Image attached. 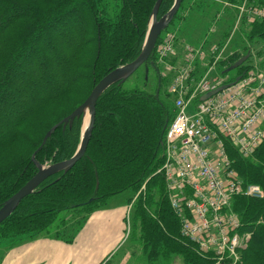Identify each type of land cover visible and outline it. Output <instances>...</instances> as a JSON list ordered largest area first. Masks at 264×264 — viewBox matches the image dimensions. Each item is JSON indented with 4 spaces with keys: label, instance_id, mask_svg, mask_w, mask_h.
<instances>
[{
    "label": "trees",
    "instance_id": "trees-1",
    "mask_svg": "<svg viewBox=\"0 0 264 264\" xmlns=\"http://www.w3.org/2000/svg\"><path fill=\"white\" fill-rule=\"evenodd\" d=\"M196 1L182 0L148 61L102 93L82 158L70 170L47 178L19 203L0 224V241L49 235L53 227L52 238L58 239L60 231L127 193L131 205L123 218L127 240L139 246L144 264H168L172 256L180 257L183 264H213L180 235V220L169 205L163 175L156 173L163 164L164 131L174 116L168 93L174 73L157 62L156 47L164 34L174 33L172 24L184 20L182 12ZM221 1L239 6L243 0ZM156 2L0 0V207L36 174L32 154L41 167L74 155L80 144L81 117L64 129L58 127L39 147L46 132L80 106L104 76L138 57ZM173 2L160 0L156 20L168 13ZM249 4L264 10V0ZM190 13L189 17L195 12ZM241 24L246 28L239 32L240 42L228 45L231 48L217 64V74L227 78V84L255 68L246 44L264 41V17ZM246 55L241 66L225 72ZM181 61L180 55L167 60L171 65ZM258 67L264 69V59ZM150 72L155 75L151 92L147 90ZM203 72L196 64L195 79ZM134 75H139L140 86H126ZM224 146L239 179L258 185L264 194V140L247 158L229 143ZM231 211L239 219V232L249 235L238 264H264V196L236 197Z\"/></svg>",
    "mask_w": 264,
    "mask_h": 264
},
{
    "label": "built area",
    "instance_id": "built-area-1",
    "mask_svg": "<svg viewBox=\"0 0 264 264\" xmlns=\"http://www.w3.org/2000/svg\"><path fill=\"white\" fill-rule=\"evenodd\" d=\"M236 9V26L264 17V10L249 0ZM175 42V34L166 33L156 47L157 62L174 73L168 89L174 116L164 131L163 164L156 173L163 175L169 205L180 220V235L213 264H238L249 235L239 232L232 200H260L264 194L258 185L239 179L224 142L247 158L264 140V71L250 70L229 88L206 97L227 84L213 74L228 42L210 49L185 45L182 61L171 65L167 60L179 55ZM196 64L204 69L197 80Z\"/></svg>",
    "mask_w": 264,
    "mask_h": 264
},
{
    "label": "rangeland",
    "instance_id": "rangeland-1",
    "mask_svg": "<svg viewBox=\"0 0 264 264\" xmlns=\"http://www.w3.org/2000/svg\"><path fill=\"white\" fill-rule=\"evenodd\" d=\"M233 24L230 30L229 27L227 29L224 27L222 29V33H224L223 38L219 39V41L217 40L219 43L216 45L217 47H220L222 42H228L227 49L222 55L223 59L229 51L228 49L231 48L229 46L240 42L239 32L246 28V26L242 27L241 23L237 26ZM171 27L175 30L174 33L177 36L180 35L185 43L191 45H199L203 40L204 43L202 45L208 47L216 41L214 31H216L218 26L214 22L211 23L209 17L204 18L198 12H195L192 16L181 22L175 21ZM241 38L243 37L241 36ZM246 47L253 56L254 70L264 71L263 68L258 67V63L264 59V41H257L253 44L247 43ZM217 64L215 65L214 77H219L217 74ZM138 76L134 75L125 85L140 86ZM154 77V73L150 72L149 80L151 81L147 88L150 92L153 91ZM222 78L225 82L227 81V78ZM128 197L129 195L124 193L109 199L107 205L97 211L96 214H92L83 221L74 223L73 226L60 231L58 239L52 238V234L55 232V227H53L50 229L51 234L49 235H39L33 239H30L28 236H22L20 238L0 241V264H3L8 256L7 254L11 250L16 248L21 250L25 245L31 244L37 238L38 240L49 238L58 244L61 250L58 256L59 264H144L139 246L133 240H127L128 224L126 223V226L122 224L124 212L126 211L128 216L131 206L127 205ZM62 216L63 214H60V218ZM168 262V264H183L178 256H172Z\"/></svg>",
    "mask_w": 264,
    "mask_h": 264
},
{
    "label": "water",
    "instance_id": "water-1",
    "mask_svg": "<svg viewBox=\"0 0 264 264\" xmlns=\"http://www.w3.org/2000/svg\"><path fill=\"white\" fill-rule=\"evenodd\" d=\"M160 0H157L155 7L152 11L151 18L148 23V28L145 34V38L143 41L142 49L138 57L127 64L126 66L120 67L109 72L106 76H104L91 90L87 98L84 102L78 106L75 110H73L68 116L60 120L58 123L53 125L48 132L44 135L41 145L39 149L43 146L45 141L50 137L51 133L54 132L58 127L62 126L64 129L67 125H71L75 118L81 117L82 126L84 123V112L87 111V120L85 129H81V138L80 144L74 153V155L67 161L60 162L48 167H41L34 160V154L31 156V161L35 164L37 168L36 174L28 180L23 187H21L15 194H13L9 199H7L2 206L0 207V224L6 220L18 207L19 203L27 196L33 194L35 190L39 187V185L45 181L47 178L55 175L58 172H66L70 170L73 165L78 162L85 153L86 146L94 125L95 120V105L98 98L102 95V93L113 85L116 82H123L132 74H134L141 66H143L151 56L156 41L159 38L160 34L167 28L169 23L172 21L174 15L179 10L180 4L182 0H174L171 9L168 13L161 19L156 20V11L158 8ZM248 56H243L239 60H237L234 64H232L229 68L225 70V72H230L232 70L237 69L241 66L246 60ZM147 71V68H145ZM240 77L236 78L233 83H229L223 86L216 88L214 91L210 92L206 97L212 96L218 92L223 91L226 88H229L234 83L238 82Z\"/></svg>",
    "mask_w": 264,
    "mask_h": 264
},
{
    "label": "crops",
    "instance_id": "crops-1",
    "mask_svg": "<svg viewBox=\"0 0 264 264\" xmlns=\"http://www.w3.org/2000/svg\"><path fill=\"white\" fill-rule=\"evenodd\" d=\"M191 9L193 10V12H198L202 14L204 18L209 17L211 23L214 22L218 26L216 31H214L216 41L213 42L212 45H209L208 47L203 46L206 49H209L219 44L218 43L219 39L221 40V38H223L224 36V33H222V29H224V27L230 28V26L233 23H234L233 25L236 24V19L238 15L236 6L224 3L221 0H197L195 6H193V8ZM191 9L184 10L182 12V16L184 17V20L187 19L190 14H192L190 13ZM175 36L178 37L176 50H177V54H179L180 56H183V47L185 45H189L192 47H199L202 46V44L204 43V41L202 40L199 43V45H191L185 43L180 37V35L177 36V34L175 33ZM225 43L226 42H222L221 45ZM96 213L97 212H95L94 214ZM122 224L126 226L123 219H122ZM60 251L61 250L58 244L52 241L51 239L41 238L38 240L37 238L31 244L25 245L24 248H22L21 250H18L17 248L11 250L7 254L8 256L6 260L3 262V264H59L58 256L60 254Z\"/></svg>",
    "mask_w": 264,
    "mask_h": 264
},
{
    "label": "bare ground",
    "instance_id": "bare-ground-1",
    "mask_svg": "<svg viewBox=\"0 0 264 264\" xmlns=\"http://www.w3.org/2000/svg\"><path fill=\"white\" fill-rule=\"evenodd\" d=\"M87 116H88V114H87V111L85 110V112H84V123H83V126H82L83 131H84V129H85Z\"/></svg>",
    "mask_w": 264,
    "mask_h": 264
}]
</instances>
